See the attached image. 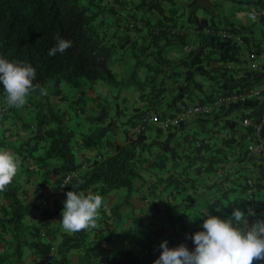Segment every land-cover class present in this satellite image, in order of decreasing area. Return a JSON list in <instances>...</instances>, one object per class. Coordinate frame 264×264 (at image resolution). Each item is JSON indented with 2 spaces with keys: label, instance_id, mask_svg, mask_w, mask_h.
Returning <instances> with one entry per match:
<instances>
[{
  "label": "trees",
  "instance_id": "obj_1",
  "mask_svg": "<svg viewBox=\"0 0 264 264\" xmlns=\"http://www.w3.org/2000/svg\"><path fill=\"white\" fill-rule=\"evenodd\" d=\"M216 1L218 0H208L209 4H207L202 0H0V58L9 61L19 59L30 63L37 72L33 83L39 85V87L34 92L31 89L29 90L28 100H31L35 108L33 116L35 133L33 137L48 142L43 155L37 158L41 160V165L47 168L44 177L47 176L48 179V176L53 173L59 174L58 182L61 184L67 174L77 171L76 175L65 183L62 190L65 193L74 191L76 193L82 192L85 195L87 190L90 189L94 192V195L104 196L115 189L123 190V202L115 203L112 206L115 214L116 211L119 214L120 206L129 201V197L134 190L133 178L146 181L139 169L141 166L139 159L142 158V154L148 155L147 158L150 162L148 167L156 168V173H162V176L159 175L160 177H158L162 183L161 179L164 177L166 167L170 163H173L175 167L179 165L181 155L177 152V146L173 143V140L177 133L182 130L184 120L163 129L169 132L165 139L155 138L149 140L147 132L151 127L162 128L147 126L144 131L137 135L133 134L132 131V134L128 136L129 129H126V140L119 141L115 136H107L108 138L104 139V134L114 132L112 126L114 119H109L105 124L99 125L98 131L92 130L82 137L84 146L107 145L108 150L102 152L101 156L98 154L91 165L83 171H79L81 163L76 161L73 149L76 138L75 131L67 124L64 114L61 115L54 110L53 103L46 96V87L52 80L57 83L65 81L70 86L82 83V93L86 90H92L98 81H106L113 86L115 84L118 86H133L140 91L141 97L148 102V106L151 104L149 107L136 108L127 117L124 123L134 126L150 112V108L157 101L165 99L167 95L166 88H168L166 80L169 78L178 81V78L184 75L183 81L178 84V88L172 97V100L178 103L189 94L191 84L195 83L200 86L196 76H202L209 80H214L215 77L220 76V69L212 67V63L216 61L238 62L240 60L241 46L236 45L231 40L216 37L208 31L212 27L220 26L237 31L249 27V25H239L229 20L221 21L220 18H217V15L211 13L210 4L217 6L218 2ZM229 1L239 2L240 0ZM256 2L264 3L260 0H256ZM127 6H130V12L125 16L121 15V8L125 7L127 10ZM201 10L204 11L203 14H200ZM106 13L110 16L109 23H112L115 27L116 25L122 26V24L125 26L122 27V32L134 29L138 31L149 26L148 35L152 48L150 52L154 56V64L149 63L147 65L148 74L144 79H141L138 75V68L142 65L141 60L137 61L136 67L128 76L122 79L117 77L111 66V61L119 43L114 41L117 40L115 32L112 38L107 36V30L103 29L104 22H107ZM146 13L158 14V25L151 27ZM186 16L187 22L194 25L197 30L195 33L197 43L187 51L186 56L181 61H176L165 54L164 46L169 42H173V40L184 46L191 40L187 32L170 31L172 26L178 27L180 23H183ZM182 18L183 21H181ZM139 21L143 23L142 26H138ZM131 22H135V28L130 27ZM207 28V33H205L204 30ZM57 36L71 40L73 46L63 54L57 53L55 56H49L48 52L55 45ZM162 37H165L166 42L159 44L163 39ZM246 39L249 40V37L245 34L244 40ZM258 49L260 50V47ZM178 65H184L187 68L184 71L177 70ZM157 77H162V79L159 81ZM242 79L245 82H236L237 80L233 77L231 80H224L221 89L225 91L229 89L230 91L233 88L238 89L255 82H263L264 65L260 73L246 71V75ZM40 88L44 89L45 94H41ZM110 92L99 102L100 110L88 119L90 122L100 123L105 121L106 114L109 111L106 106L110 103ZM210 97L213 99L214 96L209 95L207 98ZM116 103L119 102L116 101ZM70 104L71 108L75 109L79 106L78 111H82L87 101L80 94ZM181 107L179 106L178 109ZM237 107L251 108L248 114L251 112L253 114L249 116H252L255 122L260 120L262 107L260 99L247 100L243 104L232 105L228 108ZM16 109L17 107L7 104L4 85L0 82V114L9 111L14 112L17 111ZM225 109L226 111L229 110ZM222 110L224 109L219 111ZM156 113L161 117H165L158 112ZM262 125L264 127V123ZM230 126L233 127L232 123ZM2 135H0V150H6L8 146L6 137ZM24 146L29 149L28 144ZM202 147L203 144L200 149ZM27 152L25 153L26 156L27 154L33 155L32 149ZM246 156L248 155H242L241 159ZM214 162L218 161L212 159L209 161L210 166L213 168L209 172H213ZM186 173L187 171L185 173L180 171L179 174L174 172L172 175L168 174V178L171 177V183H182L187 179H192L193 182L195 177L190 175L185 177ZM251 177V175L247 176L240 183L241 185L238 184L239 186H233L229 189L238 192L235 200L228 201L227 205H223L220 201L221 196L208 199L206 213L197 220L192 218L193 220L190 223V218L187 220L183 212H177L179 219H176L170 208L165 209L164 214L157 205L149 202V207L144 211V217L149 222L143 221L144 219L138 220L141 222L138 227L143 224L147 227L140 234L135 232L133 237L128 238L127 243L111 254L104 249L100 250L101 254L99 252L95 254L87 248L91 233L98 229L97 226L99 227L97 225L98 221H96L95 228L84 229L78 233L63 231L61 228H48L51 219L47 215L43 219H46V221L41 223L42 227L48 228L45 233L40 231V225L35 226L26 222V217L34 207L43 208V206L41 202L35 206L33 201L24 200V194H20V181H16L15 178L6 186L4 191H0L1 208L4 212L0 225L10 224L12 232L17 236L14 254L19 262L23 260V244L28 243L31 246L33 245L37 252L34 264H44L43 260L49 257L52 246H56V254L52 256L50 264H70L72 259L69 257V253L73 249H85L86 260L84 264H92L93 255L98 259V264H154V261L159 258L162 252L160 244L165 240L168 241L169 248L178 247L183 243L190 250H194L195 244L192 239H187L186 235L190 237L198 231H203L204 219L209 214L227 218L234 208H239L246 214L249 211L254 212L255 215L256 213L264 214V203L257 194L260 182L255 178V183L250 186L249 179ZM47 179L44 178L41 183L38 182L35 189H40ZM168 184L163 185L167 188ZM57 204L58 207L55 208L54 201L56 211L60 209L59 201H57ZM170 211L172 214H166ZM47 212L48 210H43L42 213L47 214ZM255 215H246L249 223L262 216ZM173 219L174 221H172ZM189 225L193 226L191 230H189ZM170 227H175L173 233L169 232ZM58 233L61 234L60 242H56ZM166 235L168 238L164 239L163 237ZM101 236L98 234L97 240L102 241ZM162 238L163 241H161ZM89 242L93 244L92 240Z\"/></svg>",
  "mask_w": 264,
  "mask_h": 264
},
{
  "label": "crops",
  "instance_id": "obj_2",
  "mask_svg": "<svg viewBox=\"0 0 264 264\" xmlns=\"http://www.w3.org/2000/svg\"><path fill=\"white\" fill-rule=\"evenodd\" d=\"M244 1L249 5L247 12H242V9L239 7V3ZM260 1L264 2V0ZM202 2L209 4L208 0H202ZM216 2H218V5L215 6V8L210 4L212 9L211 13L217 15V18H220L221 21L229 20L239 25H249V27L237 30L249 37V40H245V48L244 51L242 50L241 52L240 60L238 62L216 61L212 63V67L220 69L221 71L220 76L214 79L216 82L212 79H203L204 81L197 79L200 86L195 83L191 84V88L189 87V94L178 103H175L172 97L178 88V84L183 81L184 75L179 77L178 81L169 78L166 80L168 88H166L167 95L165 99L157 101L156 104L150 108V111L154 110L160 115L170 116V114L178 110L179 106L191 103L209 102L212 98H207L209 95L215 96L218 93L229 91V89L226 91L221 89L224 80H231L233 77L237 80L236 82H245L242 78L246 75V71L260 73V69H254L251 66V60L254 59V56L263 51L264 21L251 20L248 16V11L256 0H240L236 6L228 7L225 6L226 0H218ZM129 8L130 6H127V11L125 7H122L121 15L125 16L130 12ZM218 8H220L221 11ZM106 16L107 22H104L103 29H106L107 36H111L112 38L115 32L117 40L114 41H118L119 43L111 61V66L116 72L117 77L122 79L128 76L136 67L137 61L141 60L142 65L138 68V75L141 79H144L148 74L147 65L149 63L154 64V56L150 52L152 48L148 35L149 26L138 31L135 29L126 30L123 31L126 33L124 34L121 29L125 26L122 24V26L116 25L115 27L112 23H109L110 21L108 20L110 16L108 13H106ZM146 16L149 18L151 27L158 25V14L146 13ZM185 18L184 21L183 18L181 20L183 23H180L178 27L172 26L170 31H177L179 33L187 32L191 40L184 46L178 44L176 40L164 46L165 54L176 61H181L186 56L187 51L197 43L195 36L197 30L194 28V25H190L187 22V16ZM221 23L224 24L223 22ZM130 27L135 28V22H131ZM207 30L208 28L205 29L204 32L207 33ZM162 38L159 44L166 42L165 37ZM259 47L260 50L258 49ZM186 68L187 67L184 65H178L176 67L177 70L182 71L186 70ZM161 79L162 77H157V80L160 81ZM82 88V83L76 86H70L65 81L57 83L55 80H52L46 87V96L48 100L54 104V110L61 115L64 114V116L67 117L66 119L70 120L72 118H77L75 111H72L74 109L71 108L70 103L78 97L77 94L81 92ZM118 88L119 91L117 92V96H120L119 100L123 102V106L116 103L117 100L114 97L113 85L106 81H98L92 91L89 90L91 92L89 93L91 101L87 102L88 106L80 111L82 113L89 112V114H87L89 116L83 118V125H81L80 122H76L77 126L80 125L82 127L80 133L74 130L76 138L73 149L75 151L76 161L81 163V167L78 169L79 171L86 169L94 162L98 154L104 153L109 148L107 145H103L99 146L96 150V148L92 146H84V142L82 141L83 135L92 131L89 125L90 120L88 119L96 114L99 110V102L103 100L102 98H104L109 91H111L110 95L112 96L110 102L115 105V118L117 119L113 121L112 125L114 132H110L111 134L107 132L104 134V138L108 135L109 137H117L119 141H125L126 129H129L127 133L128 136L132 134L133 131V125L124 123L127 117H129L136 108H145L151 105L149 104L148 106V102L143 100L140 91L135 87L119 85ZM163 88H165V86H163ZM24 106L25 105L21 106V108H17V111L3 112L4 114H0V133L4 134L6 137L8 145L6 150L13 154L14 158H18L19 160L17 173L13 178H15L16 181H20V194H24V200L28 202L33 201L36 206L43 199L52 196L54 197L55 208L58 207L57 201H59L60 208L58 211L55 210L51 212L48 207L43 205V208L34 207L25 221L35 226L40 225V231L42 233H45L48 228H61V230L65 231L60 220L62 219L61 212L64 207L63 202L67 199V195L59 189V174L53 173L48 176V179L47 176L44 177L47 168L42 166L41 160L37 158L43 155L48 142L33 137L35 133L33 125L35 108L33 104H30L28 108ZM227 109L229 110L214 111L206 116L193 115L184 120L185 123L182 125V130L177 133V136H175L173 140V143L177 146V152L181 155L179 157V165L175 167L173 163H170L166 167L164 177L161 179L162 183L158 179V177H160L159 175L162 173L159 172V174H157L156 168H152L151 166L148 167L150 164L147 158L148 155L142 154V158L139 159L141 164L139 169L142 174L146 172L148 179H146V181H141L138 178H133L134 190L129 197V201L120 206L119 214L117 211L115 214L112 206L115 203L123 202L124 191L115 189L101 196V198L103 197L102 204L100 209H98V216L96 218V221L99 222L97 224L99 227L97 226L98 229L91 233L90 239L93 244H97V248L94 251L95 254L97 252L100 253L101 249L111 254L127 243L129 236L132 235V224L136 220L142 219L145 209L149 207V202L157 205L162 211L170 208L173 212L175 205L166 204V201L170 200V197H172L173 192L178 195V199H176L177 204L179 202L183 203L184 207L181 211L184 216L190 218L189 223L192 222V218L197 220L206 213V202L208 199L221 196L222 198L220 201L223 205H227L228 201L235 200L238 192L229 189L238 184L241 185L240 183L249 175L257 178L258 182H260L257 194L264 203V127L262 125L264 120L261 121L260 115V120L255 122L252 116H249L253 113L251 112L248 114L251 108L237 107ZM118 117L123 119L118 120ZM119 121L121 122L119 123ZM231 123L233 127L230 126ZM168 133L167 130L157 129L155 127H151L147 132L149 140L155 138L159 140L165 139ZM261 141L263 142L262 147L257 150L250 149L252 144L257 145ZM25 144H28L29 149L33 150V155L27 154L26 156L25 153H28L27 151L29 149L24 146ZM202 144L203 147L200 149ZM242 155L248 156L241 159ZM211 159L218 161L213 163L215 167L213 172H209L213 169L209 164ZM180 171L182 173L187 171L184 175L185 177L189 175L195 177L193 182L192 179H187L182 183H171V177L168 178V174L172 175L174 172L179 174ZM44 178L47 179L46 183H44L40 189L36 190L35 185L38 182L41 183ZM163 184H168V187L165 188ZM88 194H94V192L88 189L85 193V197ZM164 199H166L165 202L163 201ZM173 200L175 202L174 198L171 199V202ZM1 203L0 201V221L4 216ZM43 210H48L47 214L42 213ZM257 214L264 216V214L256 213V215ZM46 215L51 219L48 228H44V226L42 227L41 225V223L46 221V219L43 220ZM145 221L147 223L149 222L148 219H145ZM172 221H174V219ZM11 229L12 227H10V224H5L4 226L0 225V256H2L0 260L3 262L4 257H8L6 264H34V260L37 258V252L33 245H30L31 252L29 257L27 259L22 258L23 260L20 262L17 261L18 259L14 254L17 236H15ZM174 229L175 227H170L169 232L173 233ZM98 234L102 235L100 237L102 241L97 240ZM163 238L166 239L168 237L166 235ZM163 238L161 241H163ZM31 241L33 240L31 239ZM11 257L14 258L13 263L10 261ZM253 264H264V260L259 262L254 260Z\"/></svg>",
  "mask_w": 264,
  "mask_h": 264
},
{
  "label": "clouds",
  "instance_id": "obj_3",
  "mask_svg": "<svg viewBox=\"0 0 264 264\" xmlns=\"http://www.w3.org/2000/svg\"><path fill=\"white\" fill-rule=\"evenodd\" d=\"M55 45L49 50V56L63 54L73 46L71 40L57 36ZM36 69L19 59L6 60L0 58V82L4 85L6 102L14 107H21L26 103V96L31 89L33 92L39 87L34 84ZM41 94H45L40 88ZM19 160L6 150H0V191H4L17 173ZM67 199L60 223L64 230L78 233L81 230L96 227L98 209L102 204L100 195L66 193ZM247 214L239 208H234L227 217L209 214L204 219L203 231H198L189 238L195 244L190 250L185 244L169 248L168 241L160 244L162 252L154 264H253V261L264 260V216L249 223Z\"/></svg>",
  "mask_w": 264,
  "mask_h": 264
},
{
  "label": "built area",
  "instance_id": "obj_4",
  "mask_svg": "<svg viewBox=\"0 0 264 264\" xmlns=\"http://www.w3.org/2000/svg\"><path fill=\"white\" fill-rule=\"evenodd\" d=\"M248 16L251 20H264V3L255 2L248 11ZM138 26H142V22L137 23ZM210 34L219 37L221 39H228L233 41L236 45L241 46L244 51L245 48V40L244 35L238 31H233L224 26L220 27H212L208 31ZM251 60V66L254 69H262L264 65V41H263V51L258 55L253 57ZM263 64V65H261ZM251 99H260L262 101L261 107V121L264 120V81L255 82L253 84L247 85L243 88L233 89L227 92L218 93L213 97L209 102L204 103H191L182 106L175 113L170 114V116L161 117L156 111L152 110L147 113L141 121L136 123L132 129L133 134L137 135L145 130L147 126H157L162 129H167L171 125H176L180 121L187 119L190 116H206L210 115L214 111H219L220 109L228 108L232 105L243 104L247 102V100ZM223 107V108H222ZM199 145V144H198ZM263 142H259L257 145L252 144L250 146L251 150H257L262 147ZM99 156H101L99 154ZM77 171H73L67 174L64 178L63 183L60 184L59 189L63 190L65 183H67L72 176L76 175ZM221 176V173H220ZM256 179L255 177H251L249 179L250 186H253ZM41 204L53 212L54 209V197L49 196L46 199L41 201ZM260 218V217H258ZM56 254V246H52L49 257L43 260L44 264H50L51 258Z\"/></svg>",
  "mask_w": 264,
  "mask_h": 264
},
{
  "label": "rangeland",
  "instance_id": "obj_5",
  "mask_svg": "<svg viewBox=\"0 0 264 264\" xmlns=\"http://www.w3.org/2000/svg\"><path fill=\"white\" fill-rule=\"evenodd\" d=\"M236 4H238V2H234V1H229V0H226V2H225V6L226 7H228V6H236ZM240 4V8L242 9L241 11L242 12H244V11H246L247 12V10H248V8H249V5H248V3H246L245 1L244 2H242V3H239ZM219 7V6H218ZM214 8H215V6H214ZM220 11H221V9L220 8H218ZM204 13V11L203 10H201L200 11V14H203ZM210 13V12H209ZM181 47V46H180ZM197 77V79L198 80H202V81H204L203 79H205L206 80V78L205 77H202V76H196ZM113 88H114V90H113V92L115 93V95L116 94H118L117 92L119 91V88H118V85H114L113 86ZM82 90L83 89H81V92H78V94L77 95H80V94H82L83 95V97L86 99V101L87 102H90L91 101V98L89 97V93H91L90 91H92V90H86L85 92H83L82 93ZM112 96L110 95V98H111ZM115 97V99L117 100V102H119V104L121 105V106H123V102L121 101V100H119V95L118 96H114ZM29 99V97H28V95L26 96V103L24 104L25 106V108H28L29 107V105L30 104H32V102H31V100H28ZM54 105V104H53ZM78 106V105H77ZM82 106H83V104H82ZM86 106H88L87 104H86ZM86 106H84V107H86ZM76 107V106H75ZM79 107V106H78ZM78 107L77 108H75L74 110H72V111H76V115H77V118H72V119H70V120H67L66 122H67V124L71 127V129H73V130H75V131H78L79 133L81 132L80 130H81V126L80 125H78L77 126V123L76 122H80V124L81 125H83L84 124V122H83V118H85V116H89V115H87V114H89V112H80V111H78ZM21 108V107H20ZM106 108L108 109L109 108V111H108V113L106 114V119H105V121H103V122H100V123H98V122H94V123H92V122H89V125L91 126V130H97L98 131V129H99V125H102V124H105L109 119H114V120H116L117 118H115L116 117V113H115V105L113 104V103H109V105H107L106 106ZM73 109V108H72ZM99 110H100V106H99ZM65 119H66V117H64ZM81 119V120H80ZM122 120L123 118H119L118 117V120ZM33 121H34V119H33ZM121 121H119V123H120ZM84 130V129H83ZM112 133V132H111ZM110 133V134H111ZM0 135H2V133H0ZM2 136H5L4 134L2 135ZM108 136V135H107ZM107 136L104 138V139H106L107 138ZM93 148H96V150H97V148L99 147V146H92ZM98 150H100V149H98ZM157 174H159V172H157ZM143 177L145 178V179H148L147 177H148V175L146 174V172H143ZM160 176H162V175H160ZM150 195H151V193H150ZM103 198V197H102ZM175 199V202H174V200L171 202V199ZM176 199H178V195H176V193L175 192H173V195H172V197H170V200H168V201H166V199H164L163 201L165 202L166 201V204L168 205V204H172V205H175L174 207H175V209H173V212L172 213H174V217L176 218V219H179L178 217H177V212H182L181 210L183 209V207H184V205H183V203H181V202H179L178 204H177V202H176ZM178 206V207H177ZM172 211V210H171ZM171 211L170 212H166V214L168 213H170V214H172L171 213ZM163 213L165 214V210H163ZM142 219H144L143 221H145V219H146V217H142ZM185 219V218H184ZM186 219H189V217H186ZM139 221L137 220V221H135L132 225V235H130L129 236V239L131 238V236L133 237V235H134V233L136 232L137 234H140L141 232H143L144 231V229L147 227L146 225H141L140 227H138V225L141 223V222H139ZM146 222V221H145ZM160 227V226H159ZM189 227V230H191L192 228H193V226L192 225H189L188 226ZM186 236H188V235H186ZM188 238H189V236H188ZM187 238V239H188ZM57 242H60L61 241V234L60 233H58L57 234V240H56ZM90 241V240H89ZM87 242V248H88V250L89 251H91L92 253L95 251V249L97 248L96 246H97V244L95 243V244H92V243H90V242ZM31 246L28 244V243H26V244H23V259H27L28 257H29V254H30V252H31V248H30ZM84 250L85 249H73V250H71L70 251V253H69V257L72 259V261H71V263L70 264H84V261L86 260V257H85V253H84ZM3 257H4V255H3ZM2 258V256H0V259ZM4 261L2 262V260H0V264H2V263H4V264H6L7 263V260H8V257H4V259H3ZM13 260H14V258L13 257H11L10 258V261H12V263H13ZM98 259L96 258V256H94L93 255V261H92V264H98V261H97Z\"/></svg>",
  "mask_w": 264,
  "mask_h": 264
}]
</instances>
